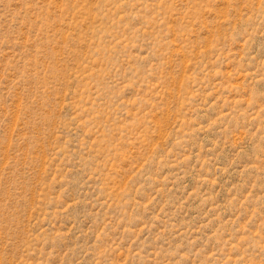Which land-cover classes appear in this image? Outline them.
I'll return each instance as SVG.
<instances>
[{"label":"rangeland","instance_id":"rangeland-1","mask_svg":"<svg viewBox=\"0 0 264 264\" xmlns=\"http://www.w3.org/2000/svg\"><path fill=\"white\" fill-rule=\"evenodd\" d=\"M0 264H264V0H0Z\"/></svg>","mask_w":264,"mask_h":264}]
</instances>
